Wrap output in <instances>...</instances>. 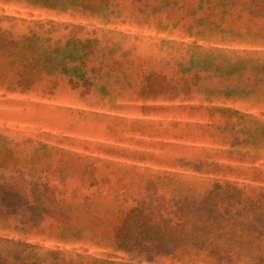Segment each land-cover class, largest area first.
Instances as JSON below:
<instances>
[{
	"label": "rangeland",
	"instance_id": "rangeland-1",
	"mask_svg": "<svg viewBox=\"0 0 264 264\" xmlns=\"http://www.w3.org/2000/svg\"><path fill=\"white\" fill-rule=\"evenodd\" d=\"M226 3L0 0V194L48 207L29 235L0 211L1 234L113 263L264 264V103L222 92L264 100V75L199 61L264 53V14ZM195 223L216 254L158 255L142 239Z\"/></svg>",
	"mask_w": 264,
	"mask_h": 264
},
{
	"label": "trees",
	"instance_id": "trees-1",
	"mask_svg": "<svg viewBox=\"0 0 264 264\" xmlns=\"http://www.w3.org/2000/svg\"><path fill=\"white\" fill-rule=\"evenodd\" d=\"M227 2L224 6L232 5L237 6L238 2L242 0H223ZM263 0H252V6H247L246 9L250 11L252 15L264 14V4L261 3ZM229 13V10L226 11ZM216 28H222L223 24H216ZM235 27V26H234ZM229 33L231 35L235 34L234 29L230 28ZM250 33V32H248ZM240 34V33H239ZM199 36L205 37L206 33L204 30L198 33ZM251 36L247 34L244 37ZM256 35V34H254ZM253 35V36H254ZM238 36V34H237ZM257 36V35H256ZM241 37V36H238ZM237 37V38H238ZM255 41V40H254ZM228 53L222 49H213L210 51V56L207 58H200V63H207V61H212L213 65L219 71L234 72V74L244 73L250 71L251 74L255 76L264 75V53L258 51L250 52H232L233 54L240 55L235 59L234 62L227 60L225 55ZM210 57V58H209ZM211 59V60H209ZM225 94L224 99H236L237 100H248V102L254 103H264V100L260 96L262 93L260 90L255 89H238V88H226V91H222ZM259 94V95H258ZM264 99V96H263ZM222 111L228 112L233 111L229 108H222ZM239 115L240 119L255 120L256 117L240 113L239 111H234ZM36 203L31 204L28 198L11 191L0 194V211L5 212L8 216H15L21 218L22 228H14L15 232L19 234L29 235L33 232L34 228H28V224L36 223L40 218L46 214L48 207L43 204V198L39 195L36 199ZM202 221L205 219L203 215H198L196 220ZM42 220V219H41ZM206 221V219H205ZM191 231L185 230L184 228L178 229V231H172V229L167 228H150L146 230V233H141L143 236V241L150 242L152 245L150 247L151 252H157L158 255L163 253L164 250H171L173 252H179L186 250L189 245H193L194 249L205 250L209 248L211 253L216 254L221 245L209 240L206 237L210 234V227L203 225L201 223H195ZM127 224H123L117 233V249L120 251H126L130 253L127 249L124 237L127 235ZM209 232V233H208ZM208 233V234H207ZM140 234V233H139ZM244 244H240L243 246ZM171 255L173 253H170ZM154 260L152 257L147 259V262L152 263ZM0 264H129V263H113L107 260H101L90 255H85L78 253L76 251H68L60 248H46L39 244L31 243L27 239L13 237L11 235H4L0 233Z\"/></svg>",
	"mask_w": 264,
	"mask_h": 264
}]
</instances>
